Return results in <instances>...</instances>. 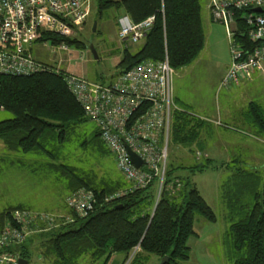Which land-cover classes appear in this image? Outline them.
I'll return each mask as SVG.
<instances>
[{
    "label": "trees",
    "instance_id": "16d2710c",
    "mask_svg": "<svg viewBox=\"0 0 264 264\" xmlns=\"http://www.w3.org/2000/svg\"><path fill=\"white\" fill-rule=\"evenodd\" d=\"M96 9L99 17L109 9L121 11L135 23L154 16L152 28L140 42V48L133 53L123 49L117 63L118 74L146 60H162L165 55L170 67L176 70L194 61L203 48L198 0H96ZM241 14L236 13L237 21H241ZM246 31L247 27L240 23L238 40L252 47ZM50 38L59 40L55 36ZM64 41L84 47L76 38ZM0 108L12 114L0 121V140L7 151L47 156L48 169L61 176L69 192L84 188L93 191L96 197L92 211L85 217L68 209L71 217L64 218L61 224L43 220L36 228L30 225L41 231L32 235L31 240L35 237L39 241V255L47 264H79L84 257L92 264H107L115 253H123L127 264H147L150 256L156 257L157 262L167 256L164 264H183L190 254L187 240L196 235L195 216L215 220L195 184L180 174L186 166L172 162L167 165L156 201V177L140 189L122 188L125 182L121 181L98 186L88 174L58 161L59 148L65 144L68 133L88 120L66 88L61 73L45 70L27 76L1 74ZM244 117L251 125L264 128V113L258 104L250 102ZM202 122L177 107L172 115L171 140L177 145H192L199 138ZM97 136L100 138L98 131ZM207 165L202 162L191 169L201 170ZM119 192L117 197L105 200ZM20 208L0 213V230L10 221L12 212ZM241 209L243 216L232 221L226 232L233 250V264H264V205L255 202L250 208ZM8 251H18V256L29 263L26 239Z\"/></svg>",
    "mask_w": 264,
    "mask_h": 264
},
{
    "label": "rangeland",
    "instance_id": "374dc122",
    "mask_svg": "<svg viewBox=\"0 0 264 264\" xmlns=\"http://www.w3.org/2000/svg\"><path fill=\"white\" fill-rule=\"evenodd\" d=\"M199 4L203 16V0H199ZM88 8L89 15L86 22L78 28L79 34L76 37L84 47L71 43L69 52H52L55 47L49 42H36L31 51L37 60L54 68L83 76L91 82L107 84L118 75L117 63L123 49L127 48L133 53L140 48L141 43H128L127 47L120 43L119 11L109 9L99 17L96 0H90ZM219 30L210 34L206 32L204 46L197 58L190 64L174 70L173 75V97L176 106L195 118L202 119V128H206V123L210 124L209 119L215 117L219 109L223 122L232 124L227 116L229 111L236 107L239 109L243 104L246 106L247 99L259 103L264 110V74L254 81L251 90L246 91L241 86L228 89L220 86L219 81L229 62V46L223 27L219 26ZM89 44L93 45L96 58L91 54ZM11 117V113L0 108V121ZM170 134L171 127L167 140L166 167L170 162L186 166L180 174L195 184L215 215L214 221H207L198 214L195 216L193 230L196 235L187 240L190 254L183 264H233V250L226 235L229 225L243 216L240 205L249 208L255 202L264 205V143L252 139L251 132L243 130L237 135L249 143L253 142L255 148L241 147L238 161L221 164L214 160H204L199 146L200 134L198 140L188 147L173 143ZM59 149L58 161L88 174L95 185L111 186L119 184L120 181L126 182L116 168L113 155L97 136L96 124L91 120L76 125ZM47 161L48 157L43 155L9 152L0 140V213L8 208L21 206L27 209V212L45 216L55 224H61L64 218L71 217L70 212L61 215L51 210L60 205L59 208H67L60 198L64 197L68 190L61 176L48 169ZM202 162L208 165L201 170L191 169L195 164L201 165ZM223 165L224 168L220 169ZM240 168L253 171V177L238 179L235 175ZM256 194H259L258 198ZM38 222L40 223V218L36 223L33 222V227ZM33 227H29L26 237L30 253L28 264H47L39 255V241L35 237L31 240L32 235L41 232ZM124 257L123 253H115L107 264H127L128 260L124 262ZM157 260L156 257L150 256L147 264H157ZM79 264L92 263L84 257L80 259Z\"/></svg>",
    "mask_w": 264,
    "mask_h": 264
},
{
    "label": "built area",
    "instance_id": "2783aa9c",
    "mask_svg": "<svg viewBox=\"0 0 264 264\" xmlns=\"http://www.w3.org/2000/svg\"><path fill=\"white\" fill-rule=\"evenodd\" d=\"M89 3L90 0H0V75L27 76L45 70L61 73L87 119L96 124L128 189L146 187L156 177L157 201L166 170L172 115L177 110L172 86L174 70L167 56L159 61L140 62L116 75L110 83L99 84L54 68L32 55L36 42H49L55 47L52 52H69L70 46L64 40L78 36V28L89 15ZM208 8L212 20L227 28L230 60L220 86H236L255 72L264 74V14L254 11L264 9V0H210ZM239 12V22L247 27L246 36L252 47L242 44L238 33L230 28ZM153 23L154 16L138 23L127 15L120 16L119 41L124 47L143 41ZM130 152L142 161L138 168L132 163ZM95 202L94 192L84 188L65 198L66 206L79 217L91 212ZM39 218L48 220L25 210L11 214L10 221L0 230V264H17L18 255L8 250L25 241L30 225Z\"/></svg>",
    "mask_w": 264,
    "mask_h": 264
},
{
    "label": "crops",
    "instance_id": "0c3cea01",
    "mask_svg": "<svg viewBox=\"0 0 264 264\" xmlns=\"http://www.w3.org/2000/svg\"><path fill=\"white\" fill-rule=\"evenodd\" d=\"M203 2H204V9H205L203 16H201V7H200V17H201V25L203 29V34L206 36V32H208V34L212 32H219L220 31L219 26H222L225 31V36L228 42L226 26H224L221 23L213 21L211 18L209 8H208V4L210 0H203ZM262 13L264 14V9ZM123 15L124 14L121 11H119V17ZM240 23L241 22L237 21L236 19L234 24H232L230 27L231 30H234L235 32L238 33ZM205 36H204V41H205ZM229 60H230V55H229ZM227 67L224 69L221 79L223 78ZM262 75L263 74L261 73L255 72L250 79L248 80L246 79V80L239 82V84L236 85V87L241 86L243 89H246V91L251 90L253 87L252 88L250 87L252 86L254 81ZM221 79L219 81V84L221 82ZM225 89H228V87ZM174 100H175V97H174ZM250 102H254L260 106V104L255 102L254 100L247 99V103H245L246 106H244L243 104L241 105L239 109H237L236 107V109H232L231 111H229V114L227 116H228V119L232 121V124L223 122V119H222L223 116L219 109L218 112L215 114V117H211L209 119L210 124L206 123V128L201 127L199 146L201 147L200 152L203 154L204 160L208 162H212L214 160V161L220 162L221 164H227L231 161H238V159L240 158V155L238 153L241 147L252 148V149L255 148L253 142L249 143L246 139H241L240 136L237 135L239 132L242 133L243 130H247L251 132L250 137H252V139L264 143V128L261 129L260 127H255L245 120L244 114L246 113L247 106ZM260 108L262 109L261 106ZM262 111L264 113L263 109ZM234 122L236 123L235 125H234ZM223 168H224V165L220 167V169H223ZM253 173H254L253 171H249V170L246 171L240 168L237 172V175L235 176L238 179H243L245 177H250V176L253 177ZM231 175L233 178V174ZM262 179L264 178L262 177ZM122 186L126 188L128 186L127 182H125V185L123 184ZM70 192L68 190V192L66 193L64 197L61 196L60 201H63L65 203V198ZM60 206H56V208L55 207L51 208V210H54L56 211V213H59L61 215L63 213L69 212L67 208H59ZM244 207L247 208L248 206L240 205V208H244ZM19 210L27 211V209H24V208H20Z\"/></svg>",
    "mask_w": 264,
    "mask_h": 264
},
{
    "label": "water",
    "instance_id": "95a60500",
    "mask_svg": "<svg viewBox=\"0 0 264 264\" xmlns=\"http://www.w3.org/2000/svg\"><path fill=\"white\" fill-rule=\"evenodd\" d=\"M254 11L258 12V13H262L263 9L255 8ZM89 50H90L91 54L93 55V57L96 58L97 57L96 52H95V49H94L92 44H89ZM130 158H131V161L135 165L136 168H138L141 165L142 161L134 153L130 152ZM167 260H168V257L164 256L159 261V264H164ZM17 264H28V260H26L24 258H18Z\"/></svg>",
    "mask_w": 264,
    "mask_h": 264
}]
</instances>
